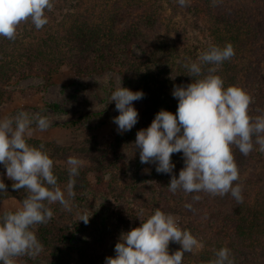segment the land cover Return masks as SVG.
<instances>
[{"label":"trees","instance_id":"trees-1","mask_svg":"<svg viewBox=\"0 0 264 264\" xmlns=\"http://www.w3.org/2000/svg\"><path fill=\"white\" fill-rule=\"evenodd\" d=\"M84 1L52 0L53 8L46 12L48 23L42 29L36 30L31 22H25L18 26L14 40L0 37V106L17 95L16 90L8 87L28 76L43 73L48 82L66 67L82 77L114 71L122 75L125 88L145 94L136 102L147 128L159 111L176 113L178 100L172 96L174 85L192 82L185 63L198 62L209 47L222 48L226 43L233 45L235 55L215 73L223 79L225 88L237 86L248 93L253 85L264 86V0H215V4L213 0H187L185 7L177 0H102L100 13L96 8H87L81 18L64 13L68 6L83 8ZM134 47L142 49L141 58L134 55ZM209 67L212 66L202 65L204 74ZM37 91L40 92L32 89L19 93L27 97ZM92 117L83 114L62 126L61 123L54 126L78 129ZM32 127L36 130L35 124ZM96 154L99 166L96 187L115 197L114 186L111 182L103 185V181L106 174L111 175L112 183L123 176L121 194L134 197V207L128 209L118 195L115 203L108 204L106 212H95L87 224L78 220L68 225L59 220L56 206L46 205L53 212L52 218L32 229L43 244V251L35 258L17 257L15 264H33L41 258L56 264H106L107 257H115L114 248L121 233L147 219L146 209L150 208L152 215L157 208L166 212L182 202V191L173 194L165 182L154 192V180L159 174L135 172L126 178L127 167L118 154L113 161L99 148ZM182 156L176 153L171 157L175 164L172 174L177 178L184 167ZM67 175L63 182H69ZM73 179L76 191L90 185L85 174L79 173ZM144 189L147 195H154L152 202L138 196ZM202 194L199 200L191 201V206L198 215L212 212L211 216H205L209 218L205 242L210 248L198 254L185 253L182 264H208L215 258V250L226 247L220 244L223 241L229 245L227 248L237 249L242 256L257 253L259 247L264 251L263 201L242 193V202L231 198L228 204L221 201L219 207L203 208V198L208 196ZM7 197H15L21 203L26 195L22 189L16 191L11 187L0 192V198ZM99 219L104 234L77 246L75 233ZM177 250L180 249L170 242L169 254ZM233 259L234 264H246L240 255Z\"/></svg>","mask_w":264,"mask_h":264},{"label":"clouds","instance_id":"clouds-1","mask_svg":"<svg viewBox=\"0 0 264 264\" xmlns=\"http://www.w3.org/2000/svg\"><path fill=\"white\" fill-rule=\"evenodd\" d=\"M181 7L187 0H177ZM215 4V0H213ZM52 0H0V37L14 40L21 23L31 22L36 30L47 23V11ZM235 55L231 43L224 47L211 46L198 58V62L185 63L192 82L174 85L172 96L178 100L175 114L161 110L150 126L136 133L134 151H139L142 164H155L157 173L171 175L168 190L175 194L208 193L212 196H231L242 202L239 169L232 148L247 156L258 145L264 153V115H249L253 98L237 86L225 88L224 81L215 75L219 67ZM202 65H211L204 74ZM193 78H196L193 82ZM142 91L133 92L120 86L112 91L109 100L115 102L119 115L112 118L118 134L130 131L138 123V111L133 102L144 98ZM36 130L46 131L51 126L47 116L21 111L15 116L0 119V164L6 169L12 189H24L26 197L15 212L0 216V264H15L21 256L35 258L43 251L33 227L46 224L53 216L46 206L59 202L67 207L68 201L57 185L54 162L43 151V145L31 146L26 137ZM182 153L184 167L178 178L173 175V154ZM69 182L67 191L74 196V177L79 175L82 161L76 157L67 160ZM0 192L6 185L0 181ZM199 200V196H194ZM191 209V205H186ZM139 215H143V209ZM140 220V219H139ZM85 224L89 217L80 219ZM141 221V220H140ZM180 245V250L169 254V244ZM203 243L187 229H181L171 214L159 208L139 227L121 233L116 243L115 257H107L106 264H182L185 253L202 248ZM215 258L208 264H234L231 250H215Z\"/></svg>","mask_w":264,"mask_h":264},{"label":"rangeland","instance_id":"rangeland-1","mask_svg":"<svg viewBox=\"0 0 264 264\" xmlns=\"http://www.w3.org/2000/svg\"><path fill=\"white\" fill-rule=\"evenodd\" d=\"M103 6L102 0H85L83 8L68 6L64 10V13L68 12L77 18H81V15L87 8H96L98 12L103 9ZM64 23L68 24V21H64ZM133 53L138 58L143 56V51L139 47H134ZM120 83L124 87L122 75L114 71H105L100 74L82 77L66 67L57 75L51 77V80L48 82L43 73L20 79L17 83L8 87L10 90L17 91L15 99L0 106V119L15 116L21 111L28 112L29 114L39 113L50 119L51 126L46 131L34 130L30 137H26V140L31 146L39 147L43 145V151L54 162L53 171L57 177V185L64 193L68 206H62L59 202L48 204L45 201V204L57 207L59 220L62 223L72 225L74 222L80 220L83 215H87L90 219L95 212L100 210L106 212L108 204L115 203V197L118 195L125 202L128 209L133 208L136 203L134 197L127 196V194L122 196L121 194L124 192L123 176L119 177L117 182L112 183L111 175L106 174L105 182L103 181V185L111 182L117 193L115 197L106 194V191L101 188L99 190L96 187V171L99 167L97 164V148L106 152L107 157L111 161L115 159L117 154L123 159L127 167L126 178H129L135 172L143 174L153 172L154 175L159 174V178H155L154 180L153 190L155 193L160 189L162 182H165L167 185L170 183L171 175L157 173L155 164H142L139 159V151H134L133 144L136 139V133L141 129H146L137 102H133V107L138 111L139 119L138 123L130 131L118 134L117 126L112 123V118L118 116L119 112L115 109V102L110 103L109 97L112 91L120 86ZM32 89H39L40 92L37 91L27 97L19 93L21 91L29 92ZM248 91V94L253 98V102L249 106V115L253 117L262 115L264 110V86L257 88L253 85ZM83 114H92L94 117L88 121H84L78 129L61 127L63 123ZM55 123H61V126L56 127L54 126ZM258 148V145H254V150L249 155L244 156L233 146L234 159L239 169V180L234 182V186L235 184H239L242 188V193L248 195L249 198L264 202V153H261ZM69 157H76L82 161L79 173L85 174L90 182V185L86 189L76 191L73 188L74 196L68 195V183L62 181L69 174L67 165ZM0 181L6 185V189L12 187L13 181L8 179L6 169L2 164H0ZM22 193L27 195L24 189H22ZM202 193L204 192L186 194L182 191V202L179 205L171 206L169 210L164 212L173 215L181 229L189 230L198 241L203 243L202 248L192 252L197 254L204 249L210 248V244L208 245L205 242L207 241L205 238L206 232L209 234L207 229L209 218L205 216H211L212 212L198 215L192 206L189 209L186 205H191L194 196L201 197ZM138 196L147 200L148 203L154 199V195H147L145 189L139 192ZM205 196L208 197L203 198L205 203L203 208L205 206H209L210 208L219 207L221 201L228 204L230 203V199L233 198L230 193L225 196H212L207 193ZM105 204L106 206L104 207ZM20 207L21 203L15 197L0 198V216L5 212H15ZM145 214L147 217L150 216L151 209H146ZM102 223L101 219L96 220L75 233L74 243L79 246L92 238H99L100 235L104 234ZM173 244L180 249V245ZM220 244L229 247L226 241ZM262 249L263 247H259L257 253H254L255 255L243 254V256L235 248H231L230 250L232 258L240 255L246 264H263L264 251ZM33 264L56 263L46 258H41Z\"/></svg>","mask_w":264,"mask_h":264}]
</instances>
